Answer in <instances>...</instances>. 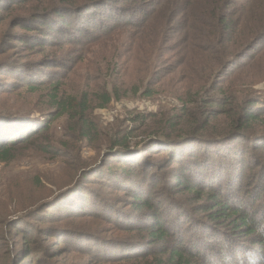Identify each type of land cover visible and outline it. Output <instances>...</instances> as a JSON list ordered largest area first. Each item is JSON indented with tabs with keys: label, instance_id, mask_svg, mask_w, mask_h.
<instances>
[{
	"label": "trees",
	"instance_id": "16d2710c",
	"mask_svg": "<svg viewBox=\"0 0 264 264\" xmlns=\"http://www.w3.org/2000/svg\"><path fill=\"white\" fill-rule=\"evenodd\" d=\"M109 2L0 0V94L25 92L29 94L25 101L33 102L31 97L45 91L48 100L46 116L0 101V163L14 162L23 149L43 155L64 152L75 158L66 191L34 208L19 204L18 211L24 214L4 226L0 217V233L6 231L14 248L10 244L3 248L0 240V260L5 264H264V94L237 100L228 86H218L221 79H231L246 68L264 70L259 64L264 60V0H145L152 8L143 10L145 22L137 26L141 31L132 42L139 54L158 46V36L166 35L171 25L181 29L188 43L184 51H177L178 46L168 50L170 60L181 61L167 69L173 75L167 90L174 89L181 106L178 112L141 114L134 120L139 127H130L126 120L111 128L114 133H105L91 112L125 100L126 95L110 85L77 96L61 93L63 85L55 80L68 67L66 58L60 61L54 52L39 63L35 58L27 63L21 60L26 54L17 53L18 59H13L8 53L21 48L30 55L38 47L47 52L65 44L87 46L106 35L112 38L113 26L88 12L105 9ZM171 3L177 4L174 18L167 7ZM229 9L233 14L228 15ZM125 14L126 8L118 9L115 25ZM158 53L154 48L143 55L150 58ZM7 84L14 88H6ZM165 84L148 78L136 95L147 87L143 95L151 97V87ZM216 92L222 96H209ZM60 118H67L68 124L65 141L57 146L46 131ZM235 140L245 141L239 150L238 179L232 183L233 190L241 188L243 197L229 203L222 197L223 189L215 187L222 182L219 172L229 170L230 161H238ZM83 146L104 154L89 163L80 155L77 158ZM158 151L166 157L163 161L149 156ZM254 171L260 176L256 172L253 183L245 185L247 172ZM193 212L205 213L201 220L212 224L202 227L204 235H219L237 253L231 249L233 256L225 257L215 250L211 238L207 244L200 239L186 243L193 231ZM83 226L87 229H80ZM71 235L76 244L70 243ZM238 242L247 244L236 246ZM18 245L21 248L14 254ZM258 245L262 249L254 250Z\"/></svg>",
	"mask_w": 264,
	"mask_h": 264
},
{
	"label": "rangeland",
	"instance_id": "374dc122",
	"mask_svg": "<svg viewBox=\"0 0 264 264\" xmlns=\"http://www.w3.org/2000/svg\"><path fill=\"white\" fill-rule=\"evenodd\" d=\"M131 1V3H126V0H110L105 9L96 7L88 10V12L96 19L100 22L102 21L104 25L113 26V28L109 30L111 33L115 30L111 36L112 38L108 37L109 35H106L100 41H96L95 43H91L87 46L65 44L59 49H49L47 52H43L41 48L38 47L37 49L30 51V55L28 51L21 48H13L11 49V53L8 51V54H10L9 57L13 59H18V55H15L17 53L26 54L21 60L22 62L27 63L30 62L31 58H35L34 60L39 63L43 56H52L54 52H56V57L59 58L60 61L63 57L66 58L68 67L63 70L61 69L63 76H57V79L55 80H60V84L63 85L61 87V93H67L70 96H77L78 94L83 95L87 92V89L92 90L94 88L110 85L114 86L115 89H117V92L119 91L121 95H126V97L123 98L125 100L113 102L106 108H97L91 112V118L97 123L98 129L100 131L101 129L104 130L105 133H114L115 128L113 130L111 128L122 124L123 121L125 122L126 120L131 122L129 123L130 127H139V123L134 122V120L137 117L139 118L141 114L148 115L149 113L167 112L172 110L178 112L179 110L177 107L181 106L180 102L174 95V89L167 90V84H169V82L173 79V75H169L167 69L176 62L177 64H180L181 61H176L174 59L170 60L172 52H169L168 50L173 48V46H178L177 51H184L188 47V43L182 39L181 29L177 26V29H174L171 25V30L168 31L166 35L158 36L160 42L158 46L151 48L149 51H144V53H150L154 50V48H157L160 50L158 55H153L148 58L143 55L144 53L139 54L140 51L136 49V46L134 47L132 45V42L135 41L136 32L141 31L137 26L145 22V20H143V10H149L152 7H148L145 0ZM151 1L154 3L156 0ZM177 4L171 3L170 5H167V7H169L168 11L170 15L177 7ZM121 7L126 8V14L125 16L120 17L122 21L120 23L119 19L118 26L115 25L114 15L118 14V9ZM227 11L228 15L231 13L233 14L231 9ZM101 12H105L104 16L102 14L98 17V14ZM110 13L113 17H108ZM120 13L122 14L121 11ZM237 16L238 14H235V18ZM171 17L174 18L173 13ZM84 18L83 23H85V20H88L86 16H84ZM91 30L93 34L96 32L95 29ZM207 30L210 31L209 28ZM17 31H19V29H16V32ZM150 36L153 38L155 35L152 34ZM15 44H19L16 46H20V43ZM40 53L43 55H40ZM259 64L264 65V60H259ZM160 66L162 69L158 70L157 68ZM48 70H51V68H48ZM183 76L186 77V73H184ZM148 78H152L153 80H162L163 83L166 84L162 87L159 85L155 88L151 87V89L154 90V94L151 97H145L143 95V91L146 90L147 87L141 89V92L136 95L141 85L143 84V86H145L144 82H146ZM178 78L176 81L178 88H180L183 83H180V78ZM225 78L226 79H221L222 81L218 86H228V93L234 95L237 100H241L243 98L250 100L257 97L259 94H264V70L260 73V68H256L251 71H247L246 68L241 74L234 76L231 79L229 76H226ZM6 88L11 89L14 88V86L7 84ZM201 88L202 85L200 89ZM184 89L186 90L185 87H182V91ZM46 95L47 92L43 91L40 95L31 97L33 102H26L25 99L29 97L28 93L5 91L0 94V101H5L6 103H3L5 106L9 104L11 106L20 107L23 110L30 109L38 111L46 116L48 115V100ZM209 96L221 97L222 95L216 92L215 94L211 93ZM4 109L7 108L4 107ZM11 109L7 110L12 111ZM23 110L18 114H22L24 112ZM10 114L13 115V113ZM14 115L16 114L14 113ZM35 115L37 116L38 114ZM131 120H133V122ZM67 124V118H60L50 125L48 131H46L48 133L46 136H51L53 142L57 146H61L65 141L63 133L65 132V125ZM138 135L144 136L141 133ZM232 144H234L233 149L236 151V158L238 161H230L233 163L231 168L229 170L225 168L223 171L219 172L220 177H218V179L219 182H222L217 186L218 188H215L217 190L223 189L225 194H223L222 197L226 199V201L228 200L229 203H236V200L243 197V195L241 193V188L239 190H233L234 187L232 183L235 179H238V170L241 165L239 150H242L245 141L235 140ZM159 152L160 151L150 153L149 156L163 161L166 157ZM103 154V150L94 151L90 147L83 146L80 151L78 149L77 158L80 155L82 160L92 163L97 159L99 161ZM249 158L247 157L246 161L249 160ZM74 159L75 158L72 157V154L67 155L64 152L60 155H43L40 152L23 149L14 162L7 165L0 163L1 224L4 226V223L9 222L10 218H13L14 220L16 216L18 218V216L24 214L18 211L19 204H22V208L27 209V206L28 209L34 208V206L39 204L41 206L42 204L50 201L55 196L59 195L60 192L66 191L73 180L71 173L73 172L72 167ZM110 163L113 164V162ZM256 172H258L260 176L261 172L259 171L247 172L243 180L245 185L253 183L254 178H256ZM45 179H47L49 184L46 183L47 181H44ZM43 183L47 188L40 186L43 185ZM52 184L57 185L54 186ZM257 187L258 189L262 188V186ZM42 188H44V190L40 191ZM45 195L46 199L43 197ZM260 197H262V195H260ZM223 198L222 200H224ZM207 202L208 198L202 201V205L204 206ZM194 204L196 205V203ZM198 206L199 205L197 204L195 207L198 208ZM9 212L12 214L11 217ZM201 216L205 217V213L196 214V212H193V223L190 227L193 231L192 234L189 233L187 235L185 239L186 243H189V241L192 242L193 239H200L202 244H207V242H209L208 238H211L216 243L215 250H220L224 253L225 257L230 254L233 256V251L231 249H236V247L232 248L231 246L225 245L224 240L218 238L220 237L219 235L210 232L209 236H206L204 235V232H201L203 226L208 224L212 225L211 223L201 220ZM76 228L78 227L76 226ZM80 229L87 228L83 226ZM221 230L223 229L221 228ZM69 238L70 243H77L75 236L71 235ZM0 240L1 246L7 249L11 240L7 236L5 230H1ZM238 244L244 243L238 242L235 245L238 246ZM10 247L11 250H14L11 244ZM71 247H73L72 244ZM20 248L21 245H18L15 248L14 254H17ZM261 249L262 247L258 245L254 250ZM234 251L237 253V249ZM2 260L3 259L0 260V264H5L2 263Z\"/></svg>",
	"mask_w": 264,
	"mask_h": 264
}]
</instances>
